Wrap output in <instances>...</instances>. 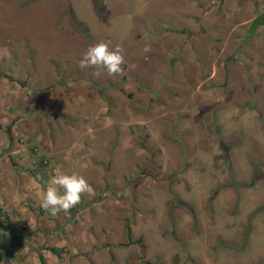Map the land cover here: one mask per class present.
Wrapping results in <instances>:
<instances>
[{"label":"rangeland","instance_id":"374dc122","mask_svg":"<svg viewBox=\"0 0 264 264\" xmlns=\"http://www.w3.org/2000/svg\"><path fill=\"white\" fill-rule=\"evenodd\" d=\"M73 172L72 214L31 199ZM0 191L5 264H264V0H0Z\"/></svg>","mask_w":264,"mask_h":264},{"label":"clouds","instance_id":"9594fccd","mask_svg":"<svg viewBox=\"0 0 264 264\" xmlns=\"http://www.w3.org/2000/svg\"><path fill=\"white\" fill-rule=\"evenodd\" d=\"M110 42H97L90 45L79 60L78 66L83 69L95 68L106 71L109 76L120 75L125 63L123 48L116 45L109 47ZM151 51V45L145 44L141 53ZM88 181L81 175L56 173L48 181L47 186L37 192L40 206L52 216L69 213L81 203V197L90 192Z\"/></svg>","mask_w":264,"mask_h":264},{"label":"trees","instance_id":"16d2710c","mask_svg":"<svg viewBox=\"0 0 264 264\" xmlns=\"http://www.w3.org/2000/svg\"><path fill=\"white\" fill-rule=\"evenodd\" d=\"M257 24V19H253L251 21V27L252 25ZM31 151V149H30ZM31 170L34 172V174H38L41 175L43 178L46 177L45 172H47V164L45 159L40 158L36 163H32V167ZM6 228L7 230H9L10 228L8 227V214L5 210H3L0 207V243H2L4 245L5 248H7L6 252H4L3 250H0V264H3L5 259H13L15 258V250L13 249H8L9 247H13L15 245L20 246V242L19 239H17L18 237L16 236H6ZM125 232H126V237L129 240V243L135 242L131 241L130 239V228L129 226H127V224L125 225ZM136 242H138V240H136ZM47 250H49V252H51L52 254H54L55 256H60V254L64 251L63 247H56V246H48ZM38 261L40 264L43 263V258L41 257L40 254H38Z\"/></svg>","mask_w":264,"mask_h":264},{"label":"crops","instance_id":"0c3cea01","mask_svg":"<svg viewBox=\"0 0 264 264\" xmlns=\"http://www.w3.org/2000/svg\"><path fill=\"white\" fill-rule=\"evenodd\" d=\"M34 184V183H33ZM38 191H39V189H38ZM38 191H35L34 193H33V195L32 194H30V196H31V199L32 200H35L36 202H37V200H38V198H37V192ZM15 199H16V197H15ZM2 198H1V191H0V207L3 209V210H5L4 209V207H3V204H2ZM28 204V203H27ZM29 205V204H28ZM19 213H18V215L20 216V217H17L18 219H21L22 217L21 216H23L24 215V213H23V209H20V211H18ZM22 212V213H21ZM31 212L33 213V211L31 210ZM36 212H38V214L39 213H41V210H37V211H35V213ZM43 214H40V216H42ZM9 216V215H8ZM8 220H9V217H8ZM9 224V223H8ZM33 225H31V227L28 225L25 229H23V230H25V234H28L29 232H30V230H32V227ZM34 226H35V228L37 229V227H39L40 226V223H38V222H35V224H34ZM11 230V229H10ZM10 230H7L6 229V236H9V231ZM38 231H40L39 229H37ZM42 232V231H41ZM15 249H18V247L16 246L15 247ZM0 250H3V251H5V248H4V245L2 244V243H0ZM33 254L34 255H37L38 256V254H37V252L34 250L33 251Z\"/></svg>","mask_w":264,"mask_h":264},{"label":"water","instance_id":"95a60500","mask_svg":"<svg viewBox=\"0 0 264 264\" xmlns=\"http://www.w3.org/2000/svg\"><path fill=\"white\" fill-rule=\"evenodd\" d=\"M88 203H90V201H89ZM82 205H84V204H82ZM82 205H81V206H82ZM81 206H79V207H81ZM76 209H77V208L75 207V208L71 211V214H72ZM5 262H7V259L4 260L3 264H5Z\"/></svg>","mask_w":264,"mask_h":264},{"label":"flooded vegetation","instance_id":"af4514ba","mask_svg":"<svg viewBox=\"0 0 264 264\" xmlns=\"http://www.w3.org/2000/svg\"><path fill=\"white\" fill-rule=\"evenodd\" d=\"M5 248V247H4ZM6 249V248H5Z\"/></svg>","mask_w":264,"mask_h":264}]
</instances>
